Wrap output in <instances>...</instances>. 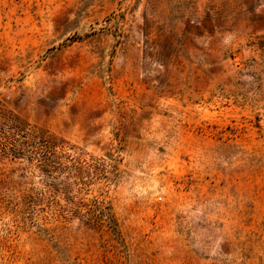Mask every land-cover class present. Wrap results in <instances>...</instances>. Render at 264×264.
I'll return each instance as SVG.
<instances>
[{
	"label": "rangeland",
	"instance_id": "1",
	"mask_svg": "<svg viewBox=\"0 0 264 264\" xmlns=\"http://www.w3.org/2000/svg\"><path fill=\"white\" fill-rule=\"evenodd\" d=\"M0 264H264V0H0Z\"/></svg>",
	"mask_w": 264,
	"mask_h": 264
}]
</instances>
